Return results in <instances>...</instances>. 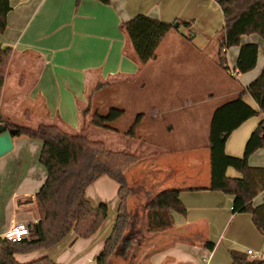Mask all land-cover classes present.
I'll return each mask as SVG.
<instances>
[{"label": "crops", "instance_id": "obj_1", "mask_svg": "<svg viewBox=\"0 0 264 264\" xmlns=\"http://www.w3.org/2000/svg\"><path fill=\"white\" fill-rule=\"evenodd\" d=\"M8 2L11 10L0 34V47L11 49L13 55L0 99L5 122L22 125V118L38 116L40 124L78 132L82 107L108 91L116 102L110 104L125 112L131 106L136 115L151 123L141 141L121 138L120 129H116L118 135L110 134L124 141L123 150L139 158L126 171L130 187L135 184L139 189L137 196L132 192L128 199L131 220L125 234L134 238L135 245L113 264H231L229 252L240 248L261 253L264 259V237L250 215L232 213L233 196L208 189L212 115L260 74L264 39L256 34L241 37V45L258 46V55L253 70L238 74L239 46L219 49L224 20L213 0ZM137 15L174 24L154 58L143 66L137 63L121 29L122 23ZM220 56L226 70L219 66ZM98 85L102 88L92 96ZM242 100L258 111L249 94ZM24 107L31 111L22 116ZM75 119L77 129L69 125ZM263 120L258 114L234 130L225 143L226 155L242 157L250 134ZM32 143L27 137H14L12 151L0 158V238L14 224L30 227L37 222L35 194L45 182L46 171L38 162L40 150ZM248 164L264 168V147L250 155ZM226 176L241 177L233 168L226 170ZM117 188L114 181L102 177L86 189L85 196L92 206L102 203L116 210ZM170 189L180 190L186 213H173L171 229L150 234L145 206L150 198ZM263 201L264 190L252 206ZM113 224L75 246L77 239L68 236L52 248L15 254L14 258L24 264L51 252L49 258L57 264H96L94 256L101 252Z\"/></svg>", "mask_w": 264, "mask_h": 264}, {"label": "trees", "instance_id": "obj_2", "mask_svg": "<svg viewBox=\"0 0 264 264\" xmlns=\"http://www.w3.org/2000/svg\"><path fill=\"white\" fill-rule=\"evenodd\" d=\"M103 4L108 0H97ZM221 9L224 27L220 51L239 46L236 72L245 74L256 66L258 46L240 44L244 35L256 34L264 39V0H213ZM11 10L8 0H0V34L6 29V16ZM189 27L190 23H184ZM174 24L137 15L122 23L121 29L130 42L135 59L140 66L154 58L156 49ZM12 53L0 47V99L5 74ZM219 66L226 70L225 60L219 57ZM102 88L98 85L92 96ZM249 94L258 106V111L247 105L242 97ZM89 105L80 111L82 125L101 128L118 133L112 124L120 120L125 111L112 107L106 114L90 113ZM262 114L264 116V67L260 74L234 99L219 106L213 113L209 128L210 182L208 189L233 196L232 213L248 214L255 229L264 237V201L252 206V200L264 190V168L251 167L248 158L264 147V120L250 134L242 157L226 155L225 143L229 135L246 120ZM0 124L7 130H15V137L24 136L41 142L39 164L46 171L45 182L35 194L38 213L37 222L29 227V238L12 243L0 238V264H23L15 254L52 248L72 233L80 239L93 236L107 218L105 204L92 206L86 199V189L96 180L107 177L117 188L118 205L111 233L96 258V264H110V257L118 250L125 257L135 245L134 238L126 236L130 225L128 199L132 193L126 171L139 158L127 150L111 151L104 143L93 141L80 132L66 131L57 125L39 124L32 128L11 124L3 120ZM133 124L128 135L133 138ZM233 168L240 178H229L226 170ZM180 190H165L149 199L145 206V226L150 234L171 229L173 213L185 215L186 209L179 200ZM207 247L212 243L207 242ZM231 264H264V259L250 258L246 253L230 251ZM24 264H57L42 257Z\"/></svg>", "mask_w": 264, "mask_h": 264}, {"label": "rangeland", "instance_id": "obj_3", "mask_svg": "<svg viewBox=\"0 0 264 264\" xmlns=\"http://www.w3.org/2000/svg\"><path fill=\"white\" fill-rule=\"evenodd\" d=\"M12 56L13 55L11 53L10 54V59H9V62H8L7 69L9 67L10 62L13 59ZM115 96H117V95H115ZM98 102L101 103V106L98 105L99 107L97 106V103ZM112 102L113 103H116L113 100V96L110 97V95L108 94V91H102L100 93V95H98L92 101V103H90V101H89V103H87L86 106L89 105V109H90L89 115H90V113L92 114L94 112H98L99 114H106L109 108H111V107H116L117 108L118 105L110 104ZM86 106H83L81 110L85 109ZM126 109L127 110H126L125 115L123 116V118L120 119V122H117L116 121L114 124H112V128H114V129H120V131H122L123 134H121L122 136L120 135L121 138H125L127 140L134 139V141H141L143 139L142 138L143 135L151 127V123L148 121V119L147 120L143 119V116L136 115L134 113L135 108H133L131 106H128V108H126ZM20 111L22 113V116H24L25 113L27 111L30 112L31 109H29L27 107H24V108H21ZM18 121H20V120H18ZM39 121H40V117L34 116V117L31 118V120H29V119L28 120H25L24 118H22V121L21 122H22V125H26L28 127L35 128L40 123H42V122H39ZM80 121L81 122L79 123L80 124V127H79L78 132H80V130H82L84 128L83 135L85 137H87L88 139L93 140V141H100V142L104 143V145H106L109 148V150H111V151H117V150H123V149H125V148H122V146L125 144L123 140H120L119 141L118 139H116L113 136L111 137V135H110V134L118 135L117 133H115V134L114 133H109L108 131H106L104 129L92 127V126H90L88 124V122H87V124L85 126H83L82 125V123H83L82 118H80ZM133 124H136V126L133 129L134 132H133V138H132V137H130V134L128 135V132L130 131V129L133 126ZM69 125L72 126V127H74V128H76L77 125H78V121L75 119V121L72 122V124H69ZM29 140H32L33 141L32 144L34 146H38V151L37 152H39L40 146H41V144H40L41 142L38 141V140H33V139H29ZM22 147H25V146L22 144ZM32 150H34V148ZM131 186H132L131 187V190L133 192V196H137L138 190H139L138 189V185L132 184ZM104 191L108 193L107 187H104ZM116 197H117V193H114V199H116ZM116 210H114V209L112 210L111 208L108 209L107 218H106V220L103 222V224L100 227L101 232H103L106 227L112 226L113 221L115 219ZM68 236H71V237H69V239H71V240L72 239H75V238L77 239V241L75 242L74 246L76 244H80L81 241H82V239L75 237L72 233L68 234L66 237H68ZM87 239H89V238H87ZM74 246H73V248H74ZM240 251L241 252H245L246 250H245V248H240L239 252ZM261 252L264 253V247L261 248ZM48 253L49 254L43 255L41 257H47L48 256V258H49V255H51V252H48ZM98 254H96V256H94V257H97ZM119 257L123 258V256H121L120 255V252H118V250H117L116 252H114L113 257H112V260H110V264H113V262L114 263L118 262V259L117 258H119Z\"/></svg>", "mask_w": 264, "mask_h": 264}, {"label": "built area", "instance_id": "obj_4", "mask_svg": "<svg viewBox=\"0 0 264 264\" xmlns=\"http://www.w3.org/2000/svg\"><path fill=\"white\" fill-rule=\"evenodd\" d=\"M2 238L17 243L29 238V227L26 224H14L12 225L2 236ZM246 254L255 259H262L263 254L247 250Z\"/></svg>", "mask_w": 264, "mask_h": 264}, {"label": "water", "instance_id": "obj_5", "mask_svg": "<svg viewBox=\"0 0 264 264\" xmlns=\"http://www.w3.org/2000/svg\"><path fill=\"white\" fill-rule=\"evenodd\" d=\"M15 134V130H7L0 124V158L12 151Z\"/></svg>", "mask_w": 264, "mask_h": 264}]
</instances>
